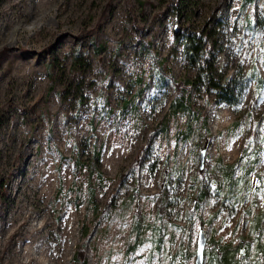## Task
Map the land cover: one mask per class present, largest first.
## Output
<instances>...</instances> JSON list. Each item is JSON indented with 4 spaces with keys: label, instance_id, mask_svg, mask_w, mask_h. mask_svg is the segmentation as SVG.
I'll return each mask as SVG.
<instances>
[{
    "label": "rangeland",
    "instance_id": "1",
    "mask_svg": "<svg viewBox=\"0 0 264 264\" xmlns=\"http://www.w3.org/2000/svg\"><path fill=\"white\" fill-rule=\"evenodd\" d=\"M262 97L264 0H3L0 264H264Z\"/></svg>",
    "mask_w": 264,
    "mask_h": 264
},
{
    "label": "trees",
    "instance_id": "2",
    "mask_svg": "<svg viewBox=\"0 0 264 264\" xmlns=\"http://www.w3.org/2000/svg\"><path fill=\"white\" fill-rule=\"evenodd\" d=\"M3 0H0V3ZM184 53L185 58L190 67L196 69V74L192 79L187 81L176 82L172 76H168L166 71L163 70L162 66L157 67V72L160 76L169 81L177 91V99H175L174 105L184 109L192 110L189 101L192 94V91L197 86H206L207 90L215 89L218 93L220 85L215 79V72L212 67V64L209 60V54L212 51V40L210 34H207L206 31H200L198 34H189L184 36ZM97 50H100L102 45L95 44ZM52 66V63H50ZM79 56H76L73 62L72 67H82L79 65ZM141 82V81H140ZM142 95V91L139 92L138 97ZM229 100V99H227ZM99 157V155H97ZM101 176V174H99ZM94 192L90 193V202H93ZM237 248H235L236 250ZM222 253L219 256L218 264H230L229 252L231 247H222ZM78 259L81 260L82 264H88L86 252L84 248H79L78 250Z\"/></svg>",
    "mask_w": 264,
    "mask_h": 264
},
{
    "label": "water",
    "instance_id": "3",
    "mask_svg": "<svg viewBox=\"0 0 264 264\" xmlns=\"http://www.w3.org/2000/svg\"><path fill=\"white\" fill-rule=\"evenodd\" d=\"M202 161H203V154H202ZM205 246H206V237L204 236L203 233H201L198 241L196 264H204Z\"/></svg>",
    "mask_w": 264,
    "mask_h": 264
},
{
    "label": "bare ground",
    "instance_id": "4",
    "mask_svg": "<svg viewBox=\"0 0 264 264\" xmlns=\"http://www.w3.org/2000/svg\"><path fill=\"white\" fill-rule=\"evenodd\" d=\"M27 150V151H26ZM29 149L26 148L23 152H27L28 153ZM22 152V154L24 155V153Z\"/></svg>",
    "mask_w": 264,
    "mask_h": 264
},
{
    "label": "snow or ice",
    "instance_id": "5",
    "mask_svg": "<svg viewBox=\"0 0 264 264\" xmlns=\"http://www.w3.org/2000/svg\"><path fill=\"white\" fill-rule=\"evenodd\" d=\"M261 99L264 100V97H262Z\"/></svg>",
    "mask_w": 264,
    "mask_h": 264
}]
</instances>
